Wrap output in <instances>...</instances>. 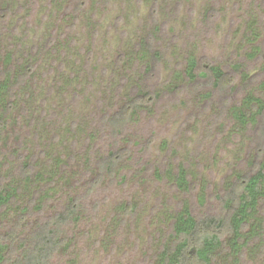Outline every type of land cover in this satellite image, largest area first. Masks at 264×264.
Returning <instances> with one entry per match:
<instances>
[{
  "label": "rangeland",
  "instance_id": "374dc122",
  "mask_svg": "<svg viewBox=\"0 0 264 264\" xmlns=\"http://www.w3.org/2000/svg\"><path fill=\"white\" fill-rule=\"evenodd\" d=\"M77 4L0 0L9 11L0 23V70L14 78L32 65L0 136V180L20 186L17 204L0 210L2 255L77 197L80 217L60 227L66 243L49 264H157L182 201L197 220L222 218L229 186L264 171V111L244 126L233 117L249 94L264 104V0ZM148 36L150 51L141 55L136 45ZM190 58L219 67L228 82L189 79ZM144 93L148 100L112 135L104 117ZM110 152L120 157L112 175L98 164ZM26 162L35 185L53 179L40 210L32 183L20 185ZM179 165L188 171L186 193L163 175ZM245 239L241 253L229 242L217 249L213 264H264V244Z\"/></svg>",
  "mask_w": 264,
  "mask_h": 264
},
{
  "label": "trees",
  "instance_id": "16d2710c",
  "mask_svg": "<svg viewBox=\"0 0 264 264\" xmlns=\"http://www.w3.org/2000/svg\"><path fill=\"white\" fill-rule=\"evenodd\" d=\"M77 1L76 10L78 11L83 7L85 0ZM208 15L209 18L213 16L211 14ZM8 16V10H0V23H3ZM151 41L152 39L148 36L136 45L141 55L146 54L148 56L147 53L150 51ZM48 51L49 47H46L38 49L36 53L40 56L47 54ZM9 58L10 55H7L6 59L8 60ZM31 72L32 65H28L22 72L16 73L13 78L10 71L6 69L0 70V136L9 122V115L13 108L12 99L16 95L14 92L20 89L31 75ZM186 72L189 79L194 80L197 76L205 79L209 78L214 81L213 84L216 86L226 84L228 82L227 78H229L219 67L212 66L206 62L198 63L193 58L188 61ZM260 87L264 93V82ZM149 97L148 93H144L142 96L126 102L124 106L110 117H104L113 130L112 135L118 131L119 127L131 120L136 109L144 101H147ZM263 111L264 104L262 100L249 94L243 100L242 106L235 110L233 117L244 126L249 121H254V118L261 115ZM119 158L113 152H110L106 158L100 159V162H98L99 167L112 175L113 168L117 165ZM22 170L20 185H26L27 182L32 183L31 185L34 188L32 195L39 197L40 204L36 208L40 210L43 201L52 192L50 186L53 184V179L51 178L47 184L35 185L33 182L36 177L32 179L33 169L28 162L23 164ZM163 175H165V178L168 177V183L177 192L186 193L191 189L188 171L184 166L179 165L175 173L168 170ZM97 179L99 180V178ZM97 179L93 184L98 182ZM19 189L20 186L15 188H11V186L5 187L3 180H0V210L11 209L12 205L17 204ZM202 197L203 195L200 196L201 200L203 199ZM80 201L77 197L69 198L61 211L45 220L37 230L30 234V238L26 242L21 243L20 248L11 250V252L7 253V256L2 255L5 244L2 241L3 237L0 235V264H49V260L54 253L66 243L65 238H60V227L80 217ZM30 202L33 201L31 200ZM222 204L225 210L222 218L211 217L197 220L192 215L189 204L185 200L182 201L179 209L170 218L169 236L172 237V241L159 253L157 264H213L215 251L227 242L230 243L231 249L241 253L243 247H246L249 241L245 239L247 234L259 240L260 244H264V218L261 215L264 210V171L262 167L248 177L238 178L234 185L229 186V192ZM121 207L127 211L134 209L133 206L127 204ZM27 211V206L21 209L16 221L17 226H20L25 221ZM16 227L11 229L7 239H14L17 233ZM224 235L227 236L225 240H222ZM17 251H19V254H17Z\"/></svg>",
  "mask_w": 264,
  "mask_h": 264
}]
</instances>
